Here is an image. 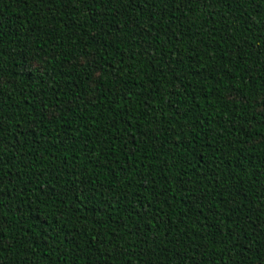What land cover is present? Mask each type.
<instances>
[{"label":"trees","instance_id":"1","mask_svg":"<svg viewBox=\"0 0 264 264\" xmlns=\"http://www.w3.org/2000/svg\"><path fill=\"white\" fill-rule=\"evenodd\" d=\"M0 264H264V0H0Z\"/></svg>","mask_w":264,"mask_h":264}]
</instances>
